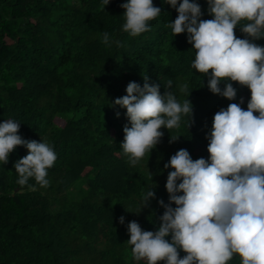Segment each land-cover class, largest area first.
Masks as SVG:
<instances>
[{"label":"trees","instance_id":"obj_1","mask_svg":"<svg viewBox=\"0 0 264 264\" xmlns=\"http://www.w3.org/2000/svg\"><path fill=\"white\" fill-rule=\"evenodd\" d=\"M126 2L0 0V123L15 120L22 139L46 141L57 156L47 169V187L34 178L17 184L14 163L28 154L26 147L17 146L7 164L0 162V264H147L134 259L127 225L136 221L142 230H158L165 211L158 201L169 203L165 185L174 170L164 165L181 149L193 160H207L215 113L230 103L247 110L250 89L222 81V91L226 83L237 90L235 99L213 94L210 75L192 67L196 50L187 32L175 35L166 27L176 9L153 0L160 15L148 22L150 31L133 37L123 31L120 5ZM190 2L201 6V19L213 18L207 0ZM105 32L110 46L103 43ZM234 32L246 38L240 25ZM254 42L264 46V38ZM145 76L161 95L167 90L181 103L188 99L192 116L191 122L182 116L179 128L162 127L157 146L131 166L121 146L130 123L114 101L127 94L129 82L143 87ZM184 82L188 90L182 93ZM152 186L156 198L143 207L142 194ZM227 264H241V257L234 254Z\"/></svg>","mask_w":264,"mask_h":264},{"label":"clouds","instance_id":"obj_2","mask_svg":"<svg viewBox=\"0 0 264 264\" xmlns=\"http://www.w3.org/2000/svg\"><path fill=\"white\" fill-rule=\"evenodd\" d=\"M165 2L178 13L166 27L175 35L187 32L196 50L192 67L210 75V91L233 100L237 90L232 84L226 83L223 91L219 85L238 82L250 89L251 98L247 110L230 103L215 113L207 160H193L185 149L170 157L164 165L174 169L165 185L169 203L158 201L165 209L158 230L145 231L138 222H129L127 242L133 246L134 259L147 264H227L234 254H239L241 264H264V46L254 42L264 38V0H207L213 18L206 20L201 19V6L196 2ZM109 3L103 0L104 7ZM120 6L125 10L123 31L133 37L150 31L148 22L161 13L153 0H127ZM237 25L246 38L235 35ZM102 39L110 46L107 32ZM115 43L122 46L120 41ZM144 79L143 87L129 82L127 94L114 101L126 109L130 123L123 129L121 146L131 166L157 146L164 135L162 127L179 128L182 116H190V122L192 116L188 99L181 103L167 90L161 95L158 84H149L147 76ZM178 87L182 93L188 90L187 82ZM171 88L169 81L167 89ZM19 127L11 119L0 123V162L7 164L17 146L26 147L28 154L14 163L17 184L25 186L34 178L47 187V169L54 165L56 153L46 141L22 139ZM153 187L142 194L143 207L156 198ZM119 222L124 224L123 216ZM169 235L170 242L165 239ZM179 250L186 253L183 258Z\"/></svg>","mask_w":264,"mask_h":264},{"label":"rangeland","instance_id":"obj_3","mask_svg":"<svg viewBox=\"0 0 264 264\" xmlns=\"http://www.w3.org/2000/svg\"><path fill=\"white\" fill-rule=\"evenodd\" d=\"M52 206L54 207V204Z\"/></svg>","mask_w":264,"mask_h":264}]
</instances>
